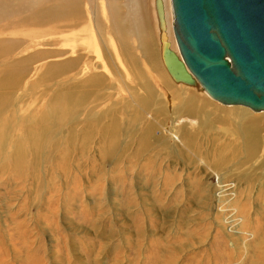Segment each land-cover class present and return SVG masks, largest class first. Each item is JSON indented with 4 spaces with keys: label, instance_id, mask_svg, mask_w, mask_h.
<instances>
[{
    "label": "rangeland",
    "instance_id": "rangeland-1",
    "mask_svg": "<svg viewBox=\"0 0 264 264\" xmlns=\"http://www.w3.org/2000/svg\"><path fill=\"white\" fill-rule=\"evenodd\" d=\"M158 33L153 0H0V242L41 264H264V113L174 84Z\"/></svg>",
    "mask_w": 264,
    "mask_h": 264
},
{
    "label": "water",
    "instance_id": "water-1",
    "mask_svg": "<svg viewBox=\"0 0 264 264\" xmlns=\"http://www.w3.org/2000/svg\"><path fill=\"white\" fill-rule=\"evenodd\" d=\"M176 52L153 0L160 58L175 84L212 100L264 112V0H169Z\"/></svg>",
    "mask_w": 264,
    "mask_h": 264
},
{
    "label": "bare ground",
    "instance_id": "bare-ground-1",
    "mask_svg": "<svg viewBox=\"0 0 264 264\" xmlns=\"http://www.w3.org/2000/svg\"><path fill=\"white\" fill-rule=\"evenodd\" d=\"M161 3H162V7H163V2H162V0H161ZM171 13V12H170ZM163 21H164V28H165V30H164V32H165V37H166V40H167V42H168V46H169V49L170 50H173L174 52H176V50L175 49H173L172 47H173V45H172V43L170 42V40H169V37H168V34L166 33V22H165V19H164V7H163ZM171 22H172V17H171ZM117 58V61H118V63L120 64V62H119V60H118V56L116 57ZM161 59V58H160ZM71 61V60H70ZM75 63H77V61H74ZM60 65V64H59ZM63 65V64H62ZM163 65V64H162ZM119 66H121V65H119ZM165 69V68H164ZM166 71V70H165ZM86 82L88 83V84H90V85H92V87H95L97 84H98V82H101V78L100 77H98V76H89L87 79H86ZM173 82V81H172ZM174 83V82H173ZM175 84V83H174ZM176 85H182V84H176ZM183 86H186V85H183ZM193 88H197L198 90H199V88L198 87H193ZM200 91V90H199ZM200 92H202V91H200ZM202 93H204V92H202ZM205 94V93H204ZM206 96H207V94H205ZM66 96V97H65ZM72 96H77V97H75V98H73ZM85 96H87V94H84V93H75V94H66V95H64V97L66 98L65 100H64V102H65V104L66 103H70L71 101V104L72 103H74V105L76 106V105H80L81 104V106H83L82 105V102L84 101V99H85ZM59 97V96H58ZM57 96H56V98H58ZM209 97V96H208ZM62 98V97H61ZM73 98V99H72ZM210 98V97H209ZM211 99V98H210ZM61 100V99H60ZM212 100V99H211ZM63 101V100H62ZM61 101V102H62ZM213 101H215V100H213ZM216 102V101H215ZM85 103V102H84ZM56 104V103H55ZM65 104H64V106H63V109L65 108ZM68 105H70V104H68ZM222 105V104H221ZM58 106V105H57ZM57 106H55V107H57ZM222 106H224V107H232V106H227V105H222ZM59 107V106H58ZM57 107V108H58ZM60 108V107H59ZM69 108H71V107H69ZM77 108V107H76ZM245 108H247V107H245ZM66 109V108H65ZM249 109V108H248ZM251 110V109H250ZM252 111V110H251ZM59 112V111H58ZM252 112H254V111H252ZM255 114H259V113H264L263 111H259V112H254ZM60 114H61V111H60ZM58 115V114H57ZM60 116V115H59ZM61 116L63 117L64 116V114L62 115L61 114ZM64 119V118H63ZM117 135V131L116 130H114L113 132H112V134H111V139H112V143H111V148L112 149H114L115 148V144H116V140H115V136ZM40 136H42V135H40ZM116 139H118V138H116ZM19 148V147H18ZM34 149V148H33ZM35 153V152H34ZM22 154V153H21ZM36 154V153H35ZM25 155V154H24ZM17 156V155H16ZM20 156V155H19ZM21 157V156H20ZM20 157H18V159L20 158ZM15 158V157H14ZM22 158V157H21ZM19 163V162H18ZM18 166H20V165H18ZM9 242V244H6V243H4V242H0V264H41V260H42V258L41 259H39L40 260V262H38V260H37V256H34V255H29L28 254V249H30L31 247H32V244H30L28 241L26 242H24L23 240H20V241H8ZM10 252H11V254L12 255H10ZM58 255V254H57ZM10 256H11V259H10ZM29 256H32V257H29ZM50 257V256H49ZM145 259H148L149 261H151L153 264H167V260L164 258H160V256L159 257H143L142 259H141V261H138L137 262V264H141L142 263V261L143 260H145ZM116 261V260H115ZM45 262V261H44ZM119 263V262H118ZM117 263V264H118ZM132 263V262H131Z\"/></svg>",
    "mask_w": 264,
    "mask_h": 264
}]
</instances>
